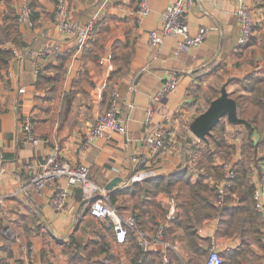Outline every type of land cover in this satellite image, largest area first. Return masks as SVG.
<instances>
[{
    "label": "crops",
    "instance_id": "0c3cea01",
    "mask_svg": "<svg viewBox=\"0 0 264 264\" xmlns=\"http://www.w3.org/2000/svg\"><path fill=\"white\" fill-rule=\"evenodd\" d=\"M66 1L71 20L80 26L94 22L82 46L77 34L64 33L57 27L55 0H0V28L10 9L21 13L29 6L35 21L19 25L18 41L12 40V33L0 32V149L4 168L0 180V195L4 197L0 206V264H72L70 253L74 249L81 252L75 264H137L139 256L135 259L129 240L116 242L113 232L106 231L102 221L89 215L90 203L84 200L79 186L68 187L67 208L56 212L47 203L53 185L39 190L29 185L30 177L53 154L71 166H87L89 178L105 189L108 203L116 206L121 215L132 216L139 231L149 237L174 201L176 216L165 224L163 243L150 244V255L144 264H161L162 256L170 264H204L211 241L223 264H264V212L261 245L248 239L243 256L236 234H216L217 217L204 218L187 227L172 225L181 219V214L185 216L184 212L170 194L155 191L153 185L154 180L185 171L191 184L202 179L212 187L218 182L212 175L213 168L223 169V165L232 166L239 160L236 150L232 164L218 158L210 165L211 174H207L203 167L193 166L199 155L187 156L183 141L196 139L189 125L208 107V96L215 99L221 86L251 72L264 77V0L247 1L254 31L245 46L238 43L237 0H195L185 14L190 32L196 34L205 28L209 31L201 45L182 49L171 36L163 38L159 49L148 42L150 31L160 33L162 15L174 0H148L149 12L141 22L136 12L141 0ZM44 47L53 51L58 48V52L45 57L36 55ZM108 56L110 60L99 63ZM4 60L6 65L2 64ZM61 62L63 79L58 88L37 86L39 75L44 76L40 73ZM109 65L113 68L110 71ZM167 71L178 74L177 86L154 102L152 96L162 87ZM44 73L53 75L49 69ZM225 87L227 90L228 84ZM20 89L24 91L20 93ZM114 89L121 101L127 99L132 104L123 105L120 117L126 133H114L109 139L95 138L83 147L82 136L106 110L108 93ZM100 92L101 99L97 97ZM60 93L70 95L67 107H63ZM149 108L153 115L147 125ZM28 120L37 143L25 131ZM163 126L170 135L164 150L155 155L146 149L145 137ZM233 126L226 129V141L238 148L243 130L234 132ZM257 138L258 134L253 133L252 139ZM132 157L142 161L140 169ZM138 169L146 174L144 181L129 182ZM262 169L261 161L258 169L251 168L254 188L264 184ZM233 198L234 205L236 197ZM7 226L15 237L2 235Z\"/></svg>",
    "mask_w": 264,
    "mask_h": 264
},
{
    "label": "built area",
    "instance_id": "2783aa9c",
    "mask_svg": "<svg viewBox=\"0 0 264 264\" xmlns=\"http://www.w3.org/2000/svg\"><path fill=\"white\" fill-rule=\"evenodd\" d=\"M194 1L195 0H174L173 3L167 7L162 15V28L160 33L157 31H150L148 35V42L151 47L159 49L163 38L168 36L177 39L179 49L194 48L202 44L206 39L209 29H201L197 31L196 34H192L185 20V14L191 8ZM247 1L248 0H237L235 10L240 28L238 36V43L240 45H245L252 35V11L247 4ZM54 8L57 27L64 33L77 34L79 36V46H82L91 35L94 22L90 21L85 26H80L78 23L70 20L65 0H56ZM148 12V0H141L137 10L139 22L142 21ZM20 14V17L24 19V22L29 23V11L24 9ZM56 52H58V48L53 51L50 47H44L36 53V55L39 57H45ZM25 54L33 55L30 51H26ZM110 58L111 56L100 59L99 63H104L106 60H110ZM108 68L109 71L113 69L111 65H109ZM178 78L176 72L167 71L162 87L152 96V100L154 102L160 101L165 95L173 92L177 86ZM105 86L106 85H104L103 88ZM23 91V89L19 90L20 93ZM97 97L101 99V92ZM125 104L130 107L132 106L127 99L125 101L120 100L117 90L114 89L109 92L107 109L103 114L98 116L92 127L82 136L83 147L90 145L95 138L105 137L109 139L114 133H126V128L120 119L122 116V108ZM152 115L153 111L149 108L145 118V123L147 125L151 123ZM24 128L33 143H37V140L33 136L32 126L29 120L25 122ZM169 135L170 131L166 126L149 131L145 137L146 149L150 153L157 155L163 149ZM132 160L136 162V165H138L139 168V164L142 163V161L137 160L136 157H132ZM262 165V177H264V159ZM223 169L225 171L224 181L217 186V205H220L223 202L225 182L234 177V170L231 165L225 164L223 165ZM3 172V153L0 149V180ZM145 177L146 174L142 170H139L130 176L129 182H142ZM61 181H65L66 184H61ZM48 184L53 185V194L50 195L47 203L54 211H65L69 201L68 187L79 186L82 190L84 200L90 203L89 215L102 221L106 228L111 229L114 238L118 243H123L126 240L130 230L135 231L134 235L141 252H147L152 242L163 243L165 224L176 216L175 203L174 201H171L166 216L156 227L154 235L152 237L147 236L145 233L137 229V223L132 216L121 215L116 206L108 203L106 200L105 189L89 178V169L87 166L82 164L71 166L57 154L49 156L46 162L40 166L39 170L36 171L29 180V185L36 190H39L41 187ZM253 200L256 210L264 212V184L254 188ZM3 203L4 197L0 195V206H2ZM1 233L4 237L10 239L15 237V234L9 226L5 227ZM137 264H141V257L138 258ZM161 264H170L166 256H162ZM204 264H223V258L216 250L214 241L210 242Z\"/></svg>",
    "mask_w": 264,
    "mask_h": 264
},
{
    "label": "trees",
    "instance_id": "16d2710c",
    "mask_svg": "<svg viewBox=\"0 0 264 264\" xmlns=\"http://www.w3.org/2000/svg\"><path fill=\"white\" fill-rule=\"evenodd\" d=\"M30 13L31 23L34 24V12L28 6L26 8ZM20 13L14 9H10L5 19V24L0 28V32L5 34H13L12 40L19 39L18 27L24 22L20 17ZM55 21V20H54ZM254 25V23H253ZM252 35L247 43L253 37ZM8 39V38H7ZM246 43V44H247ZM245 44V45H246ZM243 45V46H245ZM241 46V45H240ZM7 61H2L6 65ZM53 72L52 76H47L46 70ZM39 75L37 86H48L50 90L57 89L58 84H61L63 79L62 62L58 67H47ZM242 84L239 92L228 95L236 103V116L242 121L240 124H231L227 121L226 117H222L218 123L212 128L210 134L207 136L206 141L199 140H184V149L188 152L187 156L192 154L199 155V158L194 161L193 166L202 168L205 165V172L211 174V161H214L213 156H216V151L220 150L222 158L218 156L219 160L231 161L232 155L238 150L240 158L232 165L234 170V177L225 182L224 186V199L222 204L217 205V186L224 180V170L222 166L213 168L212 175L218 181L212 187L203 183L202 179L197 181L196 184H191L186 177V172L177 175H169L154 180L153 185L156 186L155 191H165L170 194L176 202L177 208L184 212V217L172 225H183L187 227L192 223L201 221L208 217H217V235H233L236 234L240 240L242 247L246 246L249 238H253L255 243L261 245L263 238V221L262 212L257 211L253 200L254 186L250 182L251 168L258 169L260 161L264 159V77L255 72H251L242 78L235 79ZM60 87V86H59ZM59 97L62 100L63 107H67L66 103L70 95L60 93ZM109 99V93H108ZM214 99V96H208L207 102ZM108 107V103H107ZM107 109V108H106ZM229 125L240 127L243 130L242 142L238 145L227 144L226 129ZM253 133L258 134L256 140L252 139ZM198 143V146L196 144ZM201 143V145H199ZM197 147V148H196ZM229 158V159H228ZM231 163V162H227ZM232 164V163H231ZM152 177H149V180ZM264 182V177H261ZM233 196L236 197L235 204ZM103 228L111 232V229ZM193 228V226H192ZM138 229V227H137ZM139 230V229H138ZM141 231V230H140ZM135 231L130 230L126 239L134 247L135 259L141 257V264L146 263L149 252H141L135 237ZM166 239V232L164 234ZM229 258L232 254L227 255ZM81 257V252L74 249L70 253L72 264L75 260ZM160 257V256H159Z\"/></svg>",
    "mask_w": 264,
    "mask_h": 264
},
{
    "label": "water",
    "instance_id": "95a60500",
    "mask_svg": "<svg viewBox=\"0 0 264 264\" xmlns=\"http://www.w3.org/2000/svg\"><path fill=\"white\" fill-rule=\"evenodd\" d=\"M222 117H226L231 124L242 123L236 116V103L228 95L225 86L221 87L219 95L211 100L208 107L191 121L189 131L196 139L206 141L212 128Z\"/></svg>",
    "mask_w": 264,
    "mask_h": 264
},
{
    "label": "rangeland",
    "instance_id": "374dc122",
    "mask_svg": "<svg viewBox=\"0 0 264 264\" xmlns=\"http://www.w3.org/2000/svg\"><path fill=\"white\" fill-rule=\"evenodd\" d=\"M56 1V0H55ZM66 1V0H65ZM104 1V0H103ZM109 1H111V0H109ZM109 1H104V2H109ZM140 3V2H139ZM172 4V3H171ZM66 5H67V1H66ZM139 5V4H138ZM54 7H55V2H54ZM148 8H149V4H148ZM137 10H138V8H137ZM166 11V10H165ZM137 12V11H136ZM54 13H55V8H54ZM69 15V14H68ZM148 15V14H147ZM146 15V16H147ZM145 16V17H146ZM55 17H56V15H55ZM144 17V18H145ZM69 18H70V20H71V17H70V15H69ZM138 18H139V16H138ZM143 18V19H144ZM142 19V20H143ZM73 21V20H72ZM75 22V21H74ZM77 23V22H76ZM85 26V25H84ZM152 31H155V30H152ZM150 33V32H149ZM149 33H148V35H149ZM228 87H227V91H232L233 93H235V92H239L240 91V89H241V87H242V84L240 83V82H238V81H236V80H231V81H229L228 83ZM227 84H225V85H227ZM224 85V86H225ZM222 87V86H221ZM220 87V88H221ZM235 91V92H234ZM218 93H219V91H218ZM232 129H233V131L235 132L236 131V129H241L240 127H236V126H233L232 127ZM199 145H201V143H199ZM196 146H198V143L196 144ZM164 147H165V145H164ZM164 147H163V149L158 153V154H160L163 150H164ZM197 148V147H196ZM217 153H219V154H217ZM216 154L219 156V158L221 157L222 158V153H221V151L220 150H218V151H216ZM213 156V159H214V161H211V163H213V162H215V160H217L218 159V156ZM199 157V156H198ZM229 159V158H228ZM220 162L221 161H223V160H219ZM224 162L225 163H227V162H230L229 160H224ZM202 166H204L203 168L205 169V165H202ZM256 168V167H255ZM249 240L250 241H252L253 243H255V241H254V239L252 238H249ZM247 252V249L244 247H242L241 246V249L239 250V253H241V255H245V253Z\"/></svg>",
    "mask_w": 264,
    "mask_h": 264
}]
</instances>
